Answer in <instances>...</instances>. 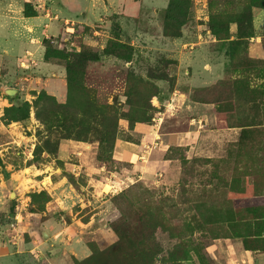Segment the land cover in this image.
Masks as SVG:
<instances>
[{
	"label": "rangeland",
	"instance_id": "rangeland-1",
	"mask_svg": "<svg viewBox=\"0 0 264 264\" xmlns=\"http://www.w3.org/2000/svg\"><path fill=\"white\" fill-rule=\"evenodd\" d=\"M18 1L47 22L0 85V264H264V0Z\"/></svg>",
	"mask_w": 264,
	"mask_h": 264
},
{
	"label": "crops",
	"instance_id": "crops-1",
	"mask_svg": "<svg viewBox=\"0 0 264 264\" xmlns=\"http://www.w3.org/2000/svg\"><path fill=\"white\" fill-rule=\"evenodd\" d=\"M26 2V1H25ZM12 3L18 4L19 6V1L18 0H0V49L5 48V46H3L2 44V40H3V34L7 35L10 34V36L13 38V42L10 46V53L11 54H16V63L14 65H12V69L8 67V62L4 65V68L0 70V85L5 86V88L10 87L9 85H7V83H14L17 82L20 79L23 80H27V78H21L22 74L25 73L27 67L30 66V59H34L32 60L34 63L39 60V58L41 57V47L42 44L39 43V39L43 36V34L45 33V30L43 29L44 24L47 22V18L43 17V26L40 25L36 20L41 17L39 15H29L24 13V7L20 6L19 9H17V11L14 13L11 10L12 7ZM21 9V11H20ZM19 12L20 15L17 13ZM53 13V12H52ZM27 40L28 43L30 44V46L32 48H28V46H22V41ZM36 59V60H35ZM19 63V65H18ZM39 64V62H38ZM24 65V67L22 66ZM19 66V67H18ZM218 70H219V76L218 78H216L215 81H218L221 79V76L223 74V66L221 63H217V65L215 66ZM13 70V71H12ZM16 71V72H15ZM15 72V74H14ZM12 73V74H11ZM6 82V84H5ZM214 82V81H213ZM178 90H175V92L173 93V96L171 97V101L172 104L174 106V101L176 100L177 102L181 101L183 98H185L186 95L177 92ZM182 96V97H181ZM4 102H7V99H4L0 104H3ZM177 108V107H176ZM204 108H209V107H204ZM178 110V109H177ZM140 132V134L144 131L146 134L144 136V139H151L153 132V129L146 127V128H141L138 127V130ZM181 137V136H180ZM180 137L178 136L177 139H180ZM71 147V146H68ZM134 147L135 148H142L141 145L138 144H134V143H130V142H126V141H120L117 145H116V149H115V156L114 158L118 161H126L127 159H129V157L131 158V163H133L136 166V162H137V158H140L141 155V151H134ZM66 149V148H64ZM64 149H62L61 151L64 152ZM83 158L85 156H90L91 152L87 151V152H82ZM136 156V159H134V157ZM61 157V156H60ZM62 157H64L62 155ZM79 159L78 162H74L73 165V169L77 170L78 173L83 172L82 169L84 167L83 163H82V159ZM139 163V162H137ZM47 167V165H43V168H38L35 167V170H39V175L38 178L42 179L43 177H48L51 180V189H54V192L56 194V199H60V200H64L66 201V205H70L71 202H78L82 199V197L84 198L85 196L83 194H79L78 192L75 193L73 192L74 188L71 186H67L65 183V180L63 177H56L54 173L55 171L53 170L52 173L50 171L45 172V168ZM90 168V167H89ZM98 169L101 171V167H98ZM102 173H98V175H101ZM35 175V177H36ZM117 178V175H114ZM92 178V177H91ZM107 179V177H104ZM93 180V179H92ZM91 181L88 182V184ZM105 185V184H104ZM103 187V186H102ZM53 191V190H51ZM59 192V194H58ZM104 193V191H103ZM51 194V193H50ZM81 196V197H80ZM88 202H90V200H88ZM59 206L61 207L62 205L59 204ZM63 208V207H62Z\"/></svg>",
	"mask_w": 264,
	"mask_h": 264
},
{
	"label": "trees",
	"instance_id": "trees-1",
	"mask_svg": "<svg viewBox=\"0 0 264 264\" xmlns=\"http://www.w3.org/2000/svg\"><path fill=\"white\" fill-rule=\"evenodd\" d=\"M175 1H173V0H171L170 1V6L172 5L173 6V3H174ZM26 13V12H25ZM250 19H252V15H251V13L250 12H246L245 14H243V16L242 17H240V19H239V21L237 22L238 23V35H240V37L241 36H243V34L241 33V31H240V29H241V27H242V23H245L246 21H248V20H250ZM229 43H230V45H237L238 43H239V41H238V39H232V40H230L229 41ZM229 55H230V53H229ZM9 99H11L10 97H9ZM6 110H8V109H5V111ZM24 118L26 119V118H28V112H26L25 113V115H24ZM112 134H114V131H112L110 134H109V140H112Z\"/></svg>",
	"mask_w": 264,
	"mask_h": 264
},
{
	"label": "water",
	"instance_id": "water-1",
	"mask_svg": "<svg viewBox=\"0 0 264 264\" xmlns=\"http://www.w3.org/2000/svg\"><path fill=\"white\" fill-rule=\"evenodd\" d=\"M6 93H7L9 96L13 97V96L17 93V90L14 89V88H7V89H6Z\"/></svg>",
	"mask_w": 264,
	"mask_h": 264
},
{
	"label": "built area",
	"instance_id": "built-area-1",
	"mask_svg": "<svg viewBox=\"0 0 264 264\" xmlns=\"http://www.w3.org/2000/svg\"><path fill=\"white\" fill-rule=\"evenodd\" d=\"M22 66H24V65H22Z\"/></svg>",
	"mask_w": 264,
	"mask_h": 264
}]
</instances>
